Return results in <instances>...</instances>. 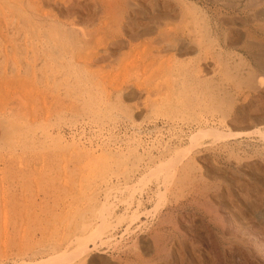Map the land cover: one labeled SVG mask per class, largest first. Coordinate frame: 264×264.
Returning a JSON list of instances; mask_svg holds the SVG:
<instances>
[{
    "label": "rangeland",
    "instance_id": "obj_1",
    "mask_svg": "<svg viewBox=\"0 0 264 264\" xmlns=\"http://www.w3.org/2000/svg\"><path fill=\"white\" fill-rule=\"evenodd\" d=\"M0 264H264V0H0Z\"/></svg>",
    "mask_w": 264,
    "mask_h": 264
},
{
    "label": "bare ground",
    "instance_id": "obj_2",
    "mask_svg": "<svg viewBox=\"0 0 264 264\" xmlns=\"http://www.w3.org/2000/svg\"><path fill=\"white\" fill-rule=\"evenodd\" d=\"M109 1H110V0H109ZM112 1H113V0H112ZM111 3H112V2H111ZM113 3H114V2H113ZM113 3L110 4V5L112 6ZM108 4H109V3H108ZM108 6H109V5H108ZM116 6H117V5H116ZM124 6H125V5H124ZM116 8H117V7H116ZM116 8H115V9H116ZM111 9H113V8H111ZM111 9H110V10H111ZM44 14H45V12H44ZM46 14H47V13H46ZM109 14H110V13H109ZM47 16H48V15H47ZM105 16H106V15H105ZM107 16H108V15H107ZM109 16H111V14H110ZM52 17H54V16H52ZM114 19H115V18H114ZM51 20H52V19H51ZM51 20H50V21H51ZM110 20H111V19H110ZM112 22H113V20H112ZM114 22H115V21H114ZM114 22H113V23H114ZM120 22H121V21H120ZM57 29H58V28H57ZM71 29H72V28H71ZM71 29H70V30H71ZM99 29H100V28H99ZM101 30H102V29H101ZM104 30H105V29H104ZM81 31H82V30H81ZM102 31H103V30H102ZM120 31H121V30H120ZM58 32H59V31H58ZM64 32H65V31H64ZM83 32H85V31H83ZM118 32H119V31H118ZM165 32H166V31H165ZM105 33L107 34V30H106ZM166 33H167V32H166ZM85 34H87V33H85ZM162 35H164V34H162ZM62 36H63V35H62ZM164 36H168V35H164ZM78 37H79V36H78ZM85 37L88 38V36H85ZM112 37H113V36H112ZM87 38H86V39H87ZM164 38H165V37H164ZM164 38H163V39H164ZM94 39H95V38H94ZM94 39H93V40H94ZM106 39H107V38H106ZM173 39H174V38H173ZM96 40H97V39H96ZM107 40H108V39H107ZM107 40H106V41H107ZM98 41H99V40H98ZM108 41H109V40H108ZM151 41H152V40H151ZM158 41H159V40H158ZM158 41H157V42H158ZM169 41H171V40H169ZM171 42H173V41H171ZM174 42H175V41H174ZM177 42H178V40H177ZM66 43H67V42H66ZM95 43H96V42H95ZM97 43H98V42H97ZM97 43H96L95 45H97ZM99 43H100V41H99ZM103 43H105V42H103ZM152 43H153V42H152ZM165 43H169V42H165ZM142 44H143V48H144V45H145V44H144V43H142ZM156 44H157V43H156ZM159 44H160V43H159ZM173 44H174V43H173ZM150 45H151V44H150ZM170 45H172V44H170ZM97 46H98V45H97ZM140 46H141V44H140ZM163 46H164V45H163ZM98 47H99V46H98ZM98 47H97V48H98ZM100 47H101V45H100ZM146 47H147V46H146ZM170 47H171V46H170ZM170 47H169V48H170ZM136 49L138 50V48H136ZM136 49H134V50H135V53H140V52H142V51L137 52ZM140 49H141V47H140ZM145 49H146V48H145ZM147 49H148V47H147ZM163 49H164V48H163ZM170 49H171V48H170ZM130 50H132V49H130ZM141 50L145 51L144 49H141ZM153 50H154V49H153ZM155 50H156V49H155ZM175 50H176V49H175ZM178 50H179V49H178ZM187 50H188V49H187ZM156 51H157V50H156ZM131 52H132V51H131ZM152 52H153V51H152ZM179 52H180V51H179ZM142 53H143V52H142ZM77 54H78V53H77ZM128 54H129V53H128ZM128 54H126V57H127ZM133 54H134V53H133ZM133 54H130L131 58H132V55H133ZM151 54H152V53L150 52V55H151ZM156 54H157V53H156ZM181 54H182V53H181ZM89 55H91V54H89ZM154 55H155V54H154ZM157 55H159V54H157ZM87 56H88V55H87ZM91 56H92V55H91ZM91 56H88V57H91ZM95 56L97 57V54H96ZM128 56H129V55H128ZM134 56H135V55H134ZM134 56H133V57H134ZM142 56H143V55H142ZM159 56H160V55H159ZM159 56H158V57H159ZM85 57H86V56H85ZM135 57H139V54H138L137 56H135ZM150 57H151V56H150ZM152 57H153V56H152ZM155 57H156V55H155ZM155 57H154V58H155ZM158 57H157V59H158ZM85 59H86V58H85ZM88 59H89V58H88ZM121 59H122V58H121ZM124 59H126V58H123L122 60L124 61ZM132 59H133V58H132ZM122 60H121V61H122ZM135 60H136V59H135ZM135 60H134V61H135ZM147 60H148V58H147ZM86 61H87V60H86ZM125 61H126V60H125ZM125 61H124V63H125ZM129 61H130V60H129ZM84 62H85V60H84ZM132 62H133V61H132ZM135 62H136V61H135ZM150 62H151V61H150ZM152 62H153V61H152ZM90 63H91V62H90ZM121 63H123V62H121ZM121 65H122V64H121ZM123 65H124V64H123ZM123 65H122V66H123ZM129 65H130V62H129ZM75 67H76V66H75ZM116 68H117V67H116ZM118 68L120 69V67H118ZM84 71H85V70H84ZM96 72H97V71H96ZM96 72H95V73H96ZM112 72H113V71H112ZM116 72H118V71H116ZM124 73H125V72H124ZM99 75H100V73H99ZM106 75H108V74H106ZM111 75H112V74H111ZM125 75H126V73H125ZM101 76H102V75H101ZM121 76H122V75H121ZM108 77H109V76H108ZM111 78H112V77H111ZM114 78H115V77H114ZM105 79H106V78H105ZM105 82H106V81H105ZM122 83H123V82H122ZM97 84H98V81H97ZM97 84H96V85H97ZM127 84H128V83H127ZM118 86L120 87V85H118ZM97 87H98V86H96V88H97ZM138 87H139V86H138ZM138 87H137V89H138ZM114 88H115V87H114ZM115 89H116V88H115ZM109 91H110V90H109ZM141 91H142V90H141ZM116 93H117V91H116ZM114 96H115V95H114ZM117 98H118V97H117ZM119 98H120V97H119ZM123 99H124V98H123ZM57 145H58V144H57ZM77 145H78V144H77ZM92 168H93V167H92ZM92 168H91V169H92ZM86 176H87V175H86ZM88 176H89V175H88ZM78 185H79V184H78ZM87 189H88V188H87ZM94 193H95V191H94ZM95 195H96V194H95ZM84 198H85V197H84ZM82 200H83V199H82ZM90 202H91V201H90ZM93 203H95L94 200H93ZM105 203H106V202H105ZM95 204H96V203H95ZM95 204H94V205H95ZM101 205H102V204H101ZM102 206H103V205H102ZM109 207H110V206H109ZM83 245H84V244H83ZM83 245H80V248H81ZM84 248H85V245H84L83 249H84ZM85 249H86V248H85ZM85 249H84V251H85ZM80 251H81V250H80ZM81 253H82V252H81Z\"/></svg>",
    "mask_w": 264,
    "mask_h": 264
}]
</instances>
